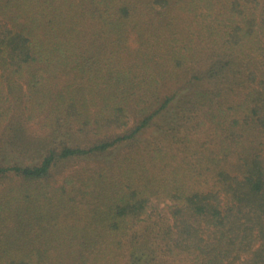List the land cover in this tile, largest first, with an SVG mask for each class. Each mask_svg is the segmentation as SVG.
Here are the masks:
<instances>
[{
	"label": "trees",
	"instance_id": "obj_1",
	"mask_svg": "<svg viewBox=\"0 0 264 264\" xmlns=\"http://www.w3.org/2000/svg\"><path fill=\"white\" fill-rule=\"evenodd\" d=\"M0 264H264V0H0Z\"/></svg>",
	"mask_w": 264,
	"mask_h": 264
}]
</instances>
